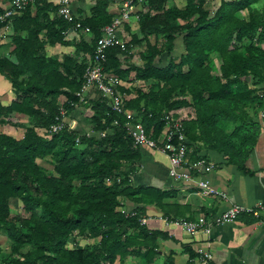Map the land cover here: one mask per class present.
Here are the masks:
<instances>
[{"label":"trees","instance_id":"trees-1","mask_svg":"<svg viewBox=\"0 0 264 264\" xmlns=\"http://www.w3.org/2000/svg\"><path fill=\"white\" fill-rule=\"evenodd\" d=\"M111 1L95 0L92 14L81 18L92 37L79 39L93 43L92 53L103 26L116 15L107 9ZM144 1L146 8L138 14L140 38L131 34L125 49L114 45L106 51L104 70L120 83L129 81L132 72L133 79H152L147 89H136L135 96L123 98L125 107L136 112V119L154 138L163 129L166 112L185 111L182 123L187 139L221 152L242 168L260 132L256 109L264 99V48L254 41L264 40V5L258 7L259 0H220L210 15L206 0H185L181 7L169 6V0ZM33 4L16 12L8 23L0 21V28L11 26L13 44L12 57L0 55V73L15 93L9 103L0 101V125L13 112L28 120L21 138L0 132V234L6 235L10 249L0 260L4 264H115L120 257L151 250L146 240L167 234L149 232L136 218L121 212V197L136 191L127 179L140 148L133 146L123 127L124 117L111 109L110 99L102 97L92 104L91 118L99 133L87 135L68 128L41 133L56 121L61 108L68 116L80 101L77 93L87 63L75 55L57 60L42 53L46 44H72L65 38L72 23L59 14L50 17V11H58L52 1ZM3 8L0 0V11ZM240 11L242 17L236 14ZM153 34L164 35V49L150 41ZM236 34L250 43L233 45ZM180 35L182 51L177 54L175 38ZM142 41L148 53L142 55V64H135L130 61L132 45ZM163 50L165 64L160 59ZM214 56L221 59L219 74H213L209 63ZM120 83L115 90L123 95L129 90ZM61 94L66 96L63 103L58 100ZM13 199L21 202L18 218L11 214ZM134 210L142 213L141 207ZM72 234L89 242L68 247Z\"/></svg>","mask_w":264,"mask_h":264},{"label":"crops","instance_id":"crops-1","mask_svg":"<svg viewBox=\"0 0 264 264\" xmlns=\"http://www.w3.org/2000/svg\"><path fill=\"white\" fill-rule=\"evenodd\" d=\"M9 2L2 0L4 6ZM120 4L121 0H112L107 9L117 14ZM94 5L95 0H71L72 11L79 18L89 17ZM145 8L146 1L139 2L131 19L118 28L117 33L123 42H129L131 34H136L140 38L138 14ZM36 9L33 4V14ZM49 15L53 18L58 12L50 11ZM4 29L8 31L7 34H11L10 25L0 28L3 31ZM21 35H25V32H21ZM80 35L87 41L92 37L91 33L70 28L65 38L73 40L72 44H46L42 53L57 60H62L64 55H75L78 61L83 60L88 63L93 43H83L79 39ZM40 37L43 38V34H40ZM259 42L264 43V40ZM139 44L132 45L134 51L130 61L135 64L143 63L136 54ZM87 47L90 48L91 53ZM12 48L13 44L9 46L6 56L12 57L9 54ZM133 78L132 72L129 79ZM130 80L125 82L122 80V83L119 81L129 90L123 92L121 95L123 98H132L136 89H147L152 82V79ZM102 97L104 96L98 89L85 88L80 95V101L74 104L73 109L66 116V122L80 132H88L89 135L97 133L91 118L92 104ZM14 98L15 93L10 81L0 73V101L7 104ZM58 100L59 103H63L66 96L61 94ZM262 111L264 112V99L256 109L260 132L242 168L230 162L221 152L204 148L200 141L192 142L187 139L186 161L187 165L191 166V172L195 177L208 179L211 186L226 193V198L215 194H204L192 181L173 178L168 173L169 160L164 152L138 147L140 157L134 163V170L127 179L130 188L136 191L131 197H121L122 208L131 210L134 207H141V215L145 217L142 226L149 232L156 231L167 236L157 235L148 238L146 241L152 245L151 250L142 249L139 254L120 257L115 264H201L200 257L204 252L212 254L214 264H264V224L250 214H242L231 222L216 224L209 231L200 228L189 232L175 221V219L193 220L200 214L212 215L228 208L233 202L252 206L264 204V114L261 115ZM181 114H185V111L177 109L174 113L175 116ZM24 117L27 126L28 120L26 116ZM11 127L14 129L5 130L4 133L17 138L23 136L17 133V125ZM164 127L165 125L162 131ZM203 157L212 164V168L208 171L197 163ZM261 218L264 219V212ZM139 238L137 237L138 240ZM74 245L71 241L67 243L68 247ZM83 245L79 243L77 246ZM149 257L153 259L148 260Z\"/></svg>","mask_w":264,"mask_h":264},{"label":"built area","instance_id":"built-area-1","mask_svg":"<svg viewBox=\"0 0 264 264\" xmlns=\"http://www.w3.org/2000/svg\"><path fill=\"white\" fill-rule=\"evenodd\" d=\"M36 0H10L8 5H5L3 10L0 11V21L9 22L11 16L16 12L25 8L28 4H33ZM57 4L58 14L66 21L71 22V29L82 30L83 32H90L88 26H83L81 18H79L71 8V0H48ZM144 0H121L119 12L114 16L112 21L102 28L101 35L96 39L94 44L93 53L84 70V83L81 90L77 93L79 96L85 88L94 87L98 89L102 96L110 99L111 109L124 117L123 127L132 138L134 147H142L149 150H159L168 156V173L173 178L178 180L192 181L196 188L201 190L204 194H215L227 197L226 193L214 188L210 185L208 179L198 178L191 172V166L187 165L186 154L188 150L187 136L184 132L182 118L185 114L175 116L177 110H169L163 116L165 122L164 130L161 134L154 138L150 136L145 129L143 123L136 117V112L130 108L125 107L124 100L119 95L115 86L119 83V79L104 70V63L106 61L107 48L114 45H119L125 49L127 44L119 37L118 28L124 22L129 21L139 2ZM8 25V24H7ZM264 112H261L263 115ZM66 111L61 108L56 116V121L50 124L49 127L41 129V133L52 134L64 128L69 130L74 129L72 125L68 124L65 120ZM115 125H120L117 119H114ZM89 135L88 132H86ZM100 135H105V131H101ZM78 142V138H76ZM199 165L204 166L206 171L212 168L205 158H200L197 162ZM121 212L126 217L136 218L140 224L145 222V217L139 214L136 210L121 209ZM262 212H264V204L247 205L233 202L228 208L212 215L200 214L193 220H178L187 231L194 232L197 229H205L209 231L214 225L224 222H231L237 219L242 214H250L259 222L264 224L262 219ZM212 254L204 252L201 257V264H214L212 262Z\"/></svg>","mask_w":264,"mask_h":264},{"label":"rangeland","instance_id":"rangeland-1","mask_svg":"<svg viewBox=\"0 0 264 264\" xmlns=\"http://www.w3.org/2000/svg\"><path fill=\"white\" fill-rule=\"evenodd\" d=\"M185 4V0H169L168 5H176V6H183ZM220 4V0H206L205 1V8L209 11L210 15H212L214 13V11L216 10V8L218 7V5ZM258 7H261L262 5H264V0H259L257 3ZM239 17H242V12H237L236 13ZM182 21L179 20L178 23H181ZM3 32V33H2ZM6 32L8 31H4L0 30V55L6 56L5 54L8 52L9 46L12 44V42L10 41V35L7 34ZM150 41L153 42H157L160 49H164L166 44H165V37L164 35L160 34V35H151L150 36ZM182 36H177L175 38V50L177 52V54H180L182 51ZM250 41L247 40L246 38H242L239 35H235L234 40H233V45H240V44H249ZM254 43H256L257 45L261 46L264 48V43L262 42H256L254 41ZM136 45V44H135ZM134 50H132L133 52ZM147 45L145 41H142L139 46H138V50H137V56L139 55L140 58L142 59V55L147 54ZM160 59L162 60V62L165 64L167 62V57H166V51H162L160 53ZM210 65H211V69L213 74H219V65L221 63V59L219 56H214L211 60H210ZM7 121L4 123H1L0 125V132H4L5 130H11L14 129L11 126L17 125L18 127L16 128L17 133L19 135L23 134L25 132V117L22 114H17V113H11L7 119ZM41 163L45 164L48 166L47 162H45L44 160H40ZM20 211H21V202L19 199H13L11 201V214L14 217H19L20 216ZM80 240V241H79ZM69 241L73 242L75 245L77 244H84L86 242H89L88 238H85L84 236H80V235H75L72 234L70 236ZM92 241V240H90ZM70 246V245H69ZM0 248L2 249L1 253H0V258L6 256L7 254H9L10 249H9V241L6 237L5 234H0ZM0 264H4L1 260H0Z\"/></svg>","mask_w":264,"mask_h":264},{"label":"water","instance_id":"water-1","mask_svg":"<svg viewBox=\"0 0 264 264\" xmlns=\"http://www.w3.org/2000/svg\"><path fill=\"white\" fill-rule=\"evenodd\" d=\"M246 79H247V80H250V76H247Z\"/></svg>","mask_w":264,"mask_h":264}]
</instances>
